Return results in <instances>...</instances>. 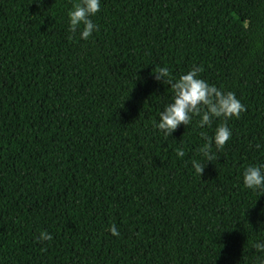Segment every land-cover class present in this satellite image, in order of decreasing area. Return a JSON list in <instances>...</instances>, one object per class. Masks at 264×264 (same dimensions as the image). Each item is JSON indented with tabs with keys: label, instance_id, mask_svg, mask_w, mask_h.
<instances>
[{
	"label": "trees",
	"instance_id": "16d2710c",
	"mask_svg": "<svg viewBox=\"0 0 264 264\" xmlns=\"http://www.w3.org/2000/svg\"><path fill=\"white\" fill-rule=\"evenodd\" d=\"M71 6L0 0V264H255L264 191L242 173L264 163V0H101L88 40ZM193 65L246 108L211 161L201 133L223 117L154 127L172 97L154 72Z\"/></svg>",
	"mask_w": 264,
	"mask_h": 264
},
{
	"label": "clouds",
	"instance_id": "9594fccd",
	"mask_svg": "<svg viewBox=\"0 0 264 264\" xmlns=\"http://www.w3.org/2000/svg\"><path fill=\"white\" fill-rule=\"evenodd\" d=\"M101 0H72V6L67 10V23L69 31L76 33L79 31V38L88 40L93 32L98 31V25L92 17L100 11ZM203 67L193 65L190 70L174 78L170 74L167 66H160L154 72V79L170 85L172 90L171 101L158 113V121L154 127L164 136L171 135L181 124L188 126L194 116H199V126H211L214 118L223 117L225 122L217 125L213 136L208 137L201 133L204 143L200 152L211 161L215 155L212 152V145L216 149H221L232 137V129L227 124V119L239 118L240 114L246 111L245 105L237 98L232 91H222L214 84H210L206 79L201 78L200 73ZM260 147L259 144L256 145ZM177 155H184L182 150H177ZM192 167L196 174H202L204 164L193 160ZM243 185L253 191H264V163L249 164L242 173ZM264 214V210H262ZM114 236H119V231L115 225L109 228ZM38 242L52 240V235L41 231L36 237ZM257 253L255 264H264V240H257L252 246Z\"/></svg>",
	"mask_w": 264,
	"mask_h": 264
}]
</instances>
